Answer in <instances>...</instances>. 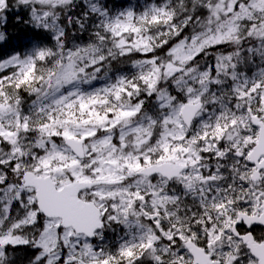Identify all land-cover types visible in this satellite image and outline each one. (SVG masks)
<instances>
[{
	"label": "snow or ice",
	"instance_id": "6c2138e0",
	"mask_svg": "<svg viewBox=\"0 0 264 264\" xmlns=\"http://www.w3.org/2000/svg\"><path fill=\"white\" fill-rule=\"evenodd\" d=\"M0 264H264V0H0Z\"/></svg>",
	"mask_w": 264,
	"mask_h": 264
}]
</instances>
